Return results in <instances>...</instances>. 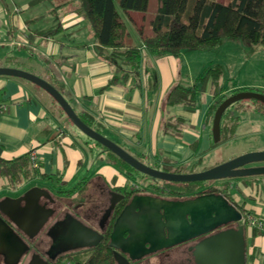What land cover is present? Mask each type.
<instances>
[{
  "label": "crops",
  "instance_id": "obj_1",
  "mask_svg": "<svg viewBox=\"0 0 264 264\" xmlns=\"http://www.w3.org/2000/svg\"><path fill=\"white\" fill-rule=\"evenodd\" d=\"M51 3L40 11L32 8V2H23L20 6L16 4L17 11L13 13L0 0V67L21 69L53 86H63V95L77 114L88 116L101 134H112L116 138L114 143L161 171L173 173L179 169L182 174L197 173L213 167H202L206 158L212 157V163L219 165L237 155L264 151L241 148L227 154L224 148L241 137V124L234 140L212 148L210 112L215 99L211 83L194 108L167 105L173 88L193 86L208 64H195L192 69L188 59L181 60L183 54L178 58H155L148 53L140 31L150 30V18L154 17L155 10L125 13L115 3L127 28L139 31L137 39L130 36L132 44L141 49L143 60L138 75L108 87L111 80L115 76L122 77L126 69L111 57L110 49L95 42L90 22L78 0H52ZM44 22L51 26H44ZM59 26L61 31L51 38L38 36L41 31ZM5 33L10 36L7 42L2 40ZM7 43L16 46L18 52L8 50ZM9 62L11 66L7 65ZM23 64L24 68H20ZM223 85L227 87L226 94L262 90L256 81L235 83L230 87ZM0 111V160L12 161L35 151L39 162L36 169L44 175L33 180L23 178L16 183L0 177V202L9 197L15 199L38 186L48 190L62 207L59 218L72 215L85 225L99 229V222L110 206L111 189L132 192L139 181L144 185L152 183L147 179L133 181L113 168L107 153L71 129L72 123L55 100L27 81L0 77ZM247 111L255 112L251 108ZM170 118L185 120L180 133L166 131ZM254 123L250 125L251 133L257 129ZM255 132L253 134H257ZM257 179L234 180L231 202L260 218L256 210L263 208V204L257 202L254 188ZM73 189L76 190L70 193ZM139 195L145 199L153 197L139 192L133 196ZM138 205L143 204L139 201ZM254 231L259 230H246V264H264V232L254 234ZM42 239L44 244L40 251L46 253L51 239L45 231L37 237L38 241ZM29 259L27 255L19 264H27ZM0 264H7L2 252Z\"/></svg>",
  "mask_w": 264,
  "mask_h": 264
},
{
  "label": "water",
  "instance_id": "obj_2",
  "mask_svg": "<svg viewBox=\"0 0 264 264\" xmlns=\"http://www.w3.org/2000/svg\"><path fill=\"white\" fill-rule=\"evenodd\" d=\"M0 77L27 81L49 94L61 107L69 121L86 137L115 154L137 172L157 181L189 184L264 176V151L251 152L203 172L175 174L150 167L127 150L87 125L64 95L53 85L30 72L0 67ZM255 100L264 104V94L243 91L227 98L217 109L212 126L215 144L221 141L224 113L234 104ZM116 200L105 211L99 229L85 225L72 215L59 218L62 207L48 190L31 187L17 198L0 202V252L7 264H19L30 256L27 264H53L70 252L99 246L110 224L111 213L125 197ZM45 202L43 203V201ZM143 205H138V202ZM138 209V212L136 211ZM239 209L223 194H200L188 198L133 197L115 221L111 246L120 238L115 251L116 264H131L157 253L179 248L192 253L196 264H246V228ZM233 226V227H232ZM17 230L26 235L19 234ZM45 231L51 249L38 251L39 234ZM128 237H125V234ZM45 254V255H44Z\"/></svg>",
  "mask_w": 264,
  "mask_h": 264
},
{
  "label": "trees",
  "instance_id": "obj_3",
  "mask_svg": "<svg viewBox=\"0 0 264 264\" xmlns=\"http://www.w3.org/2000/svg\"><path fill=\"white\" fill-rule=\"evenodd\" d=\"M78 1L90 22L95 42L102 48L110 49L111 57L120 61L126 69L123 76H115L108 87L117 84L120 80L126 81L129 77L138 75L143 54L139 47L132 44L127 25L117 9L115 0ZM150 2L151 0H120V9L125 13H147ZM149 24L152 29L151 33L150 30H141L140 36L148 53L155 58L167 56L178 58L190 51L214 49L227 41H241L249 45L264 46V0H157V9H155L154 17L150 18ZM61 29L59 26L55 29L41 31L38 36L51 38ZM224 76L225 69L221 65H212L197 78L193 86L178 85L173 88L166 103L168 106L194 108L199 97L211 83L215 99L210 112L213 120L217 109L227 98L239 92L247 91L237 90L231 94H226L227 87L222 84ZM33 86L40 89L36 85ZM54 86L64 94L63 86L59 84ZM249 91L262 93L258 90ZM59 108L66 115L60 106ZM249 109L241 101L232 105L224 113L221 122V141L217 144L213 143L212 148H217L237 137L241 114ZM254 111L264 116V104L257 102ZM78 115L87 125L101 133V130L96 128L88 116L85 114ZM184 123L185 120L182 118H170L166 125V131L178 134L181 132ZM92 142L107 153L108 161L113 168L133 181L149 180L152 183L145 185L144 190H152V192L164 197L188 198L200 194L215 193L223 194L232 201L231 192L234 180L250 181L263 177L189 184L157 181L137 172L115 154L100 144ZM31 153L12 161L0 160V177L8 178L16 183L23 178L33 180L36 177L44 176L32 167ZM173 173L182 174L179 169L174 170ZM75 190L73 189L70 193ZM119 206L108 229L107 239L113 232L115 221L125 206V202ZM241 211L246 213L244 208H241ZM247 213L252 214L251 212ZM258 233L259 231H254V234ZM107 239L92 251L68 254L55 264H115L113 250Z\"/></svg>",
  "mask_w": 264,
  "mask_h": 264
},
{
  "label": "rangeland",
  "instance_id": "obj_4",
  "mask_svg": "<svg viewBox=\"0 0 264 264\" xmlns=\"http://www.w3.org/2000/svg\"><path fill=\"white\" fill-rule=\"evenodd\" d=\"M23 2H29V3L32 2V8L34 7L35 9L38 8L40 9V11H44L45 9H47L49 5L52 4L51 3L52 0H1V3L4 4L5 6H9L10 12H13V13L17 11L16 4L20 6L23 4ZM115 3L118 5V8L120 9V0H115ZM155 5L157 6V0H151L150 8H149V11L151 13L153 12V10H155ZM44 23H45L44 26L46 27L51 26V25H48L46 22ZM46 27H43V28H46ZM128 31H129V34L133 36V39H137V37H139L138 30L134 28H130L128 29ZM151 31L152 29L150 28L149 32L151 33ZM9 38L10 36L5 33L2 40L4 42H7L9 41ZM225 43L214 49H204L202 51L197 50V51L187 52L186 54H183L181 56V60L185 61L186 59H188L189 66H191L192 69L195 68L196 66L195 64H199L203 62L204 63L206 62L208 64L206 65L207 66L206 69L212 65L220 64L225 69V76L222 79V84H227L228 87H230L234 85L235 83L236 85L238 84L240 85L245 82L256 81L258 84L261 85V88H262L261 91L264 92V46L249 45L241 41L240 42L227 41ZM6 45H7L8 50L18 52V48L16 46L11 45L10 43L9 44L7 43ZM197 55H200V56H197ZM183 57H186V58H183ZM0 65H2L1 62H0ZM7 65L11 66L12 63L9 62ZM23 66L25 65L23 64L22 66H20V68H24ZM186 67L187 66H185V69ZM242 103L243 105L253 109V111H254L255 106L257 105V101L255 100H246V101H242ZM241 116H242L241 123H240L241 127L239 130V134L241 137L238 138L237 142H232L231 144L226 146V148H224L228 151L227 154H233L241 148L242 149L259 148L261 150H264V117L256 112H249V111L243 112ZM254 119H256L257 121L255 122ZM252 123H254V126L257 128L255 130L256 132L254 131L257 134H253L254 132L253 133L250 132L251 131L250 125ZM71 129L74 132L80 134V136L83 139H86V141L93 144V142L90 141L88 137H86L73 124H72ZM104 136L107 137L108 139L111 138L110 139L111 141L114 140L113 142H116L115 141L116 138L112 134L110 135L108 133H104ZM99 148L102 151H104L101 147ZM256 152H259V151H256ZM237 156L231 157V158L235 159L237 158ZM203 162L204 163H201L202 167L218 166V165H215L216 163H212V157L209 159L206 158ZM211 164H214V165H211ZM202 167L198 166V168H202ZM257 180L258 181L254 185V188H256L257 195H258L257 202L259 203L261 201L260 204H263V208H259L256 211H257V215H259L260 218L264 220V177L258 178ZM56 182H58V178L56 179ZM139 184L141 183L139 182ZM151 264H154V263L151 262Z\"/></svg>",
  "mask_w": 264,
  "mask_h": 264
},
{
  "label": "flooded vegetation",
  "instance_id": "obj_5",
  "mask_svg": "<svg viewBox=\"0 0 264 264\" xmlns=\"http://www.w3.org/2000/svg\"><path fill=\"white\" fill-rule=\"evenodd\" d=\"M264 177V176H263ZM263 177H261V178H263ZM140 182V181H139ZM141 184H139V183H137L138 184V188H136V186L133 188V190H132V192H130V191H125V190H115V189H111V206H112V204H113V201L114 200H116V197H115V194H119V195H123L125 198L122 200V201H120L117 205H116V208L113 210V212L111 213V218H110V224H111V221L113 220V218H114V216H115V214H116V212L118 211V209H119V205H121L123 202H125V206L123 207V209L121 210V212H120V214L124 211V209H125V207L130 203V201L132 200V198L133 197H135V196H133L134 195V193L136 192H139V194H149V195H152L153 197H160V198H165L164 196H160V195H158L157 193H154V192H152V190H147V191H145L144 190V183H143V181L142 182H140ZM134 191V192H133ZM131 194V195H130ZM136 197H142L141 195H139V196H136ZM239 211L242 213V215H243V224H244V226H245V228H246V230L248 229V227H247V225H246V223H245V215L246 214H244L240 209H239ZM120 216V215H119ZM110 224H109V226H108V228L107 229H105V231L103 232L104 234H105V238H104V240H103V242H105L106 241V239H107V232H108V229H109V227H110ZM233 227V226H232ZM46 233V232H45ZM113 233V232H112ZM47 236V235H46ZM111 236H112V234L110 235V237L107 239V242H108V244H109V246L112 248V250H113V254H114V252L115 251H118V252H120L122 255H124L125 257H127L128 259L130 258L129 256V254H127L126 252L125 253H123L122 251H121V249H119V247L121 246V239L120 238H118L115 242H114V245L115 246H117V248L116 247H112L110 244H111V241H110V239H111ZM129 235L126 233L125 234V237H128ZM40 240V239H39ZM102 242V243H103ZM38 251H40V247H41V245L42 244H44V241H43V239L41 240V241H39L38 242ZM52 245V244H51ZM246 246H247V240H246ZM98 247V246H97ZM96 248V247H95ZM95 248H92V249H87V250H81V251H77V252H70V253H67L66 255H68V254H72V253H78V252H82V251H92L93 249H95ZM50 249H51V247H50ZM49 249V250H50ZM65 255V256H66ZM65 256H63V257H65ZM63 257H61V258H63ZM60 258V259H61ZM59 259V260H60ZM59 260H57V262L59 261ZM130 262H131V264H151V262L152 263H154V264H196V262H195V259L193 258V256H192V253L190 252V251H188L187 249H179V248H175V249H172V250H169V251H167L165 254H163V253H157V254H155V255H151L150 257H147V258H144V259H142V260H140V261H131V260H129ZM56 263V262H55ZM55 263H53V264H55ZM115 264H116V261H115Z\"/></svg>",
  "mask_w": 264,
  "mask_h": 264
},
{
  "label": "built area",
  "instance_id": "obj_6",
  "mask_svg": "<svg viewBox=\"0 0 264 264\" xmlns=\"http://www.w3.org/2000/svg\"><path fill=\"white\" fill-rule=\"evenodd\" d=\"M3 110V109H1ZM2 111H0L1 114ZM31 162H32V166L36 169L39 167V162H38V157H37V153L35 151H33L31 153ZM136 188H138V186H136ZM245 223L247 225V227L249 229H255V230H259L261 232H264V220L256 217L252 214H246L245 215ZM70 264V263H67Z\"/></svg>",
  "mask_w": 264,
  "mask_h": 264
}]
</instances>
